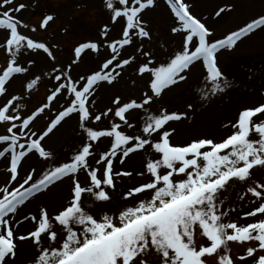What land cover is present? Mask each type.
Segmentation results:
<instances>
[{"label":"snow or ice","instance_id":"obj_1","mask_svg":"<svg viewBox=\"0 0 264 264\" xmlns=\"http://www.w3.org/2000/svg\"><path fill=\"white\" fill-rule=\"evenodd\" d=\"M163 3L173 18L171 33L181 37L180 47L164 61L158 62L144 47L151 34L143 15L157 6V0H102L109 22L99 29V36L108 38L119 26L118 35L105 39L103 45L89 41L74 46L73 58L65 67L57 66L48 44L28 35L37 26L30 27L13 15L27 5L13 7L14 0H0V54L7 57L0 70V162L5 172L0 183V264H15L16 241L25 240H31L35 250L31 264H150L145 257L152 252L157 257L155 264H207L213 257L216 264H236V260L264 264V254L257 255L264 253V218L240 225L228 219L234 209L223 208L235 184L247 183L254 170L264 171V101L239 109L234 120L223 123L229 132L219 141L200 137L182 144L172 142L175 129L169 125L187 119V112L150 110L166 90L186 82L197 64L204 72L203 86L198 89L202 101L229 89L218 56L257 30L264 31V14L213 39L212 30L191 13L185 0ZM226 11L230 8H219L215 17ZM54 20V14L46 13L38 28L47 30ZM129 47L133 52L122 58ZM29 54L50 61L51 71L33 76L35 60H23ZM91 54L97 57L96 68L74 78L73 67ZM133 64L136 78L144 82L139 98L125 100L116 95L111 107L97 113L94 96L101 84L113 85ZM42 76L52 81L46 102L25 114L22 110ZM17 77L21 78L18 90L13 86ZM54 104L58 107L46 127L34 130L35 121ZM187 109L191 111L192 104ZM137 112L143 113L139 128L130 122ZM73 118L82 144L66 161L56 162L44 141ZM102 118L109 127H99ZM122 129L137 131L129 134ZM102 138H109V146L96 152ZM137 154L144 158L141 170L117 168V163L123 166ZM32 155L49 162L48 166L39 174L31 167L21 175L24 162ZM133 177L140 182L122 193L121 205L105 207L112 202L110 190L115 191L117 178ZM65 181L68 196L51 213L47 205H41L37 213L17 218L26 203ZM254 185L246 192L258 206L241 218L264 216V182ZM93 205L99 211H89ZM25 222L33 229L18 235L16 229ZM56 226L60 233L54 230ZM198 237L203 241L200 244ZM229 242H254L255 246H248L234 260Z\"/></svg>","mask_w":264,"mask_h":264},{"label":"rangeland","instance_id":"obj_2","mask_svg":"<svg viewBox=\"0 0 264 264\" xmlns=\"http://www.w3.org/2000/svg\"><path fill=\"white\" fill-rule=\"evenodd\" d=\"M185 2L190 5L191 13L197 18H200L202 22L212 30L214 33L213 38H220L225 33L247 22L254 16L264 13V8L258 7L260 4L264 5V0H185ZM20 3L27 5V7L19 14L14 13L13 15H18V17L29 24L30 27L37 26V31L35 33L29 32L28 35L37 41L45 42L52 48V51L57 57V66L63 64L66 67L72 57L71 46L73 43H71L67 37L61 36L70 27L75 26L78 30L77 38L81 40L90 39L92 41L100 42L101 45H103L105 39L111 40L112 37L117 36L119 33V26H117L112 30L108 38H101L99 36V29L101 26L108 23L107 10L102 6V0H14L12 6L14 7ZM221 7H228L230 8V11L222 13L220 17H215V12ZM95 9H97L96 13L92 12L93 14H90L86 19H83L87 13H90V11ZM46 13L54 14L55 20L50 23L47 30H40L38 25L43 15ZM143 19L147 23V28L151 34V40L144 41L145 50L152 51L154 58L158 62L164 61L165 56L168 57L172 54L170 53L173 49L172 43H174V47L177 49L181 45V37L172 34L170 31L171 26L173 25V18L167 9L158 1L157 6L154 9L144 13ZM154 22L158 25H154ZM138 43L139 42L137 41V44ZM53 45H55V47H52ZM161 45H163V47H161ZM132 52L133 48H127L123 52L122 58L127 57ZM6 59L7 57L5 54H0V62L2 60V66H6ZM29 59L35 60V64L31 69L33 76L42 75L45 71H51V62L46 61L43 56L29 54L23 57L24 61ZM138 59L143 60L144 58L138 57ZM218 64L231 84V87L224 93L218 94L207 101H202L200 99L198 89L203 86L204 72L201 65L197 64L191 68L186 82L172 88L171 90H166L162 96L150 106V110L154 113H158L161 108H166L169 112H187V119L179 122H171L169 125V127L176 130V133L174 132L175 134H173L171 138L174 144L186 143L193 138L200 137H208L217 141L224 137L228 132H214L209 126L202 127L205 123H209L210 121L221 124L227 120H234L236 112L239 109L253 106L262 101V91L264 90V31L257 30L238 42L233 50L222 51L218 56ZM25 66H27L26 63ZM96 66L97 57L95 54L84 55L81 62L73 67L71 75L76 78L78 75L89 73L92 69H95ZM135 67V64L128 67L122 73L121 78H118L113 85L109 86L107 84H102L99 87L94 96V99L97 100L96 105L94 106L97 113L111 107V100L116 95H120L122 99L125 100L130 97L139 98L140 90L143 88L144 82L136 78L133 71V68ZM1 69L2 68H0V70ZM20 79V77H17L16 80L13 81V86H15L17 90L19 89ZM133 80H136L135 84H133ZM51 85L52 81L47 77L42 76L41 82L32 90L26 108L22 111H24L25 114H28L39 106L40 103L45 102L44 99L49 94V88ZM36 89H38V91L41 90L37 95L35 93L33 94ZM11 90L12 89L10 88V91ZM101 90L102 95L99 97L98 93ZM60 99L61 102H63L64 98L61 97ZM188 104H192L193 106L191 111L187 109ZM57 107L58 105L54 104L51 111L46 110L45 113L35 121L33 126L34 130H43L49 122V118L54 116ZM142 115V112H137L135 117L130 120V122L137 125V128L141 126ZM109 126L108 121L103 118L102 121L99 122V127ZM122 130L128 131L129 134H135L137 131V129ZM0 131H3V129H0ZM78 131L77 120L74 118L68 119L58 126L48 138H46L44 141V147L53 153L60 145H64L72 135H76L75 133ZM77 138L78 140L76 144L71 146L67 153H71L77 146L82 144V135L77 134ZM108 146L109 138H102V141L96 146L95 151L99 152L106 150ZM69 155L70 154L65 153L58 157H55L54 155V157L56 162H64L69 158ZM135 156H138V158L136 159V162L133 163L135 160H133L134 158L132 157ZM132 157L128 159L123 166L117 164V168L122 167L123 169L139 171L142 168L143 158L138 154ZM45 163L46 162H43V160L37 158V156L32 155L24 162L23 168L21 169V175L31 167H35L37 174H39L40 171L44 169ZM261 173L264 175V171L257 169L254 170L253 175L254 178L260 180L256 174L259 175L262 179L260 182H264V176L262 177ZM4 179L5 172L3 163L0 162V183H2ZM251 180H253V178ZM139 182L140 180L137 177H133L132 179L124 178L122 180L117 178L115 191L110 190L112 202L105 207L111 208L113 206L121 205L122 193L126 191L127 187L130 185L138 184ZM63 184L66 185L64 195V197H66L68 196V182L65 181ZM239 184L240 183L235 184L228 192H234L235 187ZM246 184L247 183L244 185L246 186ZM46 194L39 195L40 197L38 196V198L31 200L38 202L34 208L29 209L25 208L28 205L25 207L23 206L19 210L20 213L18 216L22 217L24 213L28 211L35 214L41 205H47L51 213L52 208L49 203L42 202V198ZM241 195L244 196L242 200L238 199L239 201H235L234 203V200L231 199L229 202V209H234V211L230 212L228 219L235 221L240 225H246L253 220H258L260 215H257L256 217L241 218L244 213L249 212L254 207L258 206L253 203L255 198L246 191L241 193ZM61 202L62 201L53 202L52 204H55V207H58ZM89 211L97 212L99 209L93 205ZM26 223L27 222L21 224L16 229L18 235L27 234L33 229L34 226L32 224L25 225ZM54 230L57 231L56 229ZM202 242V239L198 237L197 244ZM16 243L18 244V248L15 264H31L35 255L31 240L16 241ZM230 243V252L234 260H236V257L242 254L248 246H255L250 244V242L244 245L235 242ZM152 254L156 255L152 252L145 257V259L150 261ZM258 254L260 253H257V255ZM155 261L156 260L152 263L150 261V264H155ZM236 264H240V261L236 260Z\"/></svg>","mask_w":264,"mask_h":264},{"label":"bare ground","instance_id":"obj_3","mask_svg":"<svg viewBox=\"0 0 264 264\" xmlns=\"http://www.w3.org/2000/svg\"><path fill=\"white\" fill-rule=\"evenodd\" d=\"M101 92H102V90L99 91V93H98L99 94V97L101 96ZM228 121H231V120H227L224 123H226ZM221 124H219V123H210L209 122V123H205L202 127L209 126L212 129V131L214 130V132L227 133L228 130H226L224 128H223V130H220L222 128L221 127ZM133 160H135L133 162V163H135L136 162V158H134ZM65 189H66V185H64V184L59 185V187L52 189V191H50L49 193H47L46 195H44V197L42 198V202L43 203H49V205L51 206L52 209L55 208V204H52V203L53 202H60V201L63 200L64 195H65ZM37 203H38L37 201H31V202L27 203L28 206L25 207V208L32 209V208H34L36 206ZM25 225H28V223H26Z\"/></svg>","mask_w":264,"mask_h":264}]
</instances>
